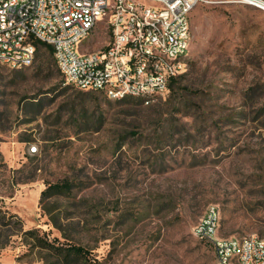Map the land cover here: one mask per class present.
I'll return each mask as SVG.
<instances>
[{"label":"rangeland","instance_id":"obj_1","mask_svg":"<svg viewBox=\"0 0 264 264\" xmlns=\"http://www.w3.org/2000/svg\"><path fill=\"white\" fill-rule=\"evenodd\" d=\"M190 22L183 78L149 105L67 84L54 60L0 65V264H213L193 234L212 204L219 235H264V11L200 3ZM68 245L84 257L64 260Z\"/></svg>","mask_w":264,"mask_h":264},{"label":"built area","instance_id":"obj_2","mask_svg":"<svg viewBox=\"0 0 264 264\" xmlns=\"http://www.w3.org/2000/svg\"><path fill=\"white\" fill-rule=\"evenodd\" d=\"M217 2L264 11V0H0V65L31 66L35 39L52 47L65 83L149 105L164 98L171 80L186 69L192 10ZM98 27L105 42L89 50ZM219 228L213 204L193 227L212 246L213 264H264V235L221 236Z\"/></svg>","mask_w":264,"mask_h":264},{"label":"trees","instance_id":"obj_3","mask_svg":"<svg viewBox=\"0 0 264 264\" xmlns=\"http://www.w3.org/2000/svg\"><path fill=\"white\" fill-rule=\"evenodd\" d=\"M33 42L36 45V53H35L36 58L34 59V62L32 65H34L36 63L37 70L44 71V70L48 69V67H50L49 66L50 63L52 64V62L54 60L52 47L48 44H45V43L38 41V40H35V39L33 40ZM54 63H55V61H54ZM27 67H29V66H27ZM58 71H59V69H58ZM182 78H183V76L179 75V76H177L171 80L170 90L172 93L174 92L175 88L179 85ZM93 91H97L99 93H102L101 91H98V90H93ZM104 96H106V95L104 94ZM116 101L117 102H126L127 104H138V105L144 104L142 100H140L138 98L130 97V96H126V97H123L121 99H117ZM71 188H72V184L67 179H63V180H60L58 182H53V183H46L45 188L42 189L40 192L39 203L41 204L42 201L47 200L51 197L66 194L71 190ZM42 210L45 211V208L43 206H42ZM0 212H1V208H0ZM5 213L8 215L9 218H15L16 225H18L19 229H21V230L23 229L22 228V222H21L22 220L18 217L17 214L10 213L7 210H5ZM51 222L54 225H57L56 220H54L53 218L51 219ZM7 223L8 222H6V221L4 222V224H7ZM40 231L41 230L39 228L34 227V228L22 230V233L25 236H28L29 239L36 241L37 245H39L41 247H47L48 242H46V240H43L40 237V235H39ZM0 246H3V243H0ZM55 249L58 250V255L63 256L64 260H67L70 257H74V258L84 257L83 256V249L80 246L68 245V246H65L63 248L60 247V248H55Z\"/></svg>","mask_w":264,"mask_h":264},{"label":"crops","instance_id":"obj_4","mask_svg":"<svg viewBox=\"0 0 264 264\" xmlns=\"http://www.w3.org/2000/svg\"><path fill=\"white\" fill-rule=\"evenodd\" d=\"M0 261H10L8 257H6V254L4 252H0Z\"/></svg>","mask_w":264,"mask_h":264}]
</instances>
